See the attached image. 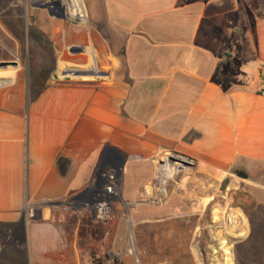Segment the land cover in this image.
<instances>
[{
    "label": "crops",
    "instance_id": "1",
    "mask_svg": "<svg viewBox=\"0 0 264 264\" xmlns=\"http://www.w3.org/2000/svg\"><path fill=\"white\" fill-rule=\"evenodd\" d=\"M86 3L89 36L110 70L105 80L43 87L17 62L13 70L0 69V226L22 225L43 258L68 254L75 264H91L85 243L112 255L109 234L102 235V243L79 220L69 235L66 220L60 222L66 213L57 208L89 189L101 164L120 162L115 213L128 218H121L119 230L126 232V225L152 241L117 254L131 264L132 255L144 264H199L191 234L199 227L193 226L190 201L188 219L167 201L155 207L162 208L157 217L134 221L131 212L145 207L146 199L171 200L178 193L162 189L167 180L153 178L154 171L146 177L147 168L153 170L154 162L171 152L190 158L195 168L179 181L186 198L193 189L195 197H205L209 188L220 189L222 182L214 178L233 173V191L246 192L247 203L258 200L255 213H264V0ZM73 4L72 13L81 20L82 6L78 0ZM19 21L29 23V16L0 15V51L16 56L20 45L27 46L29 32L16 29ZM35 23L43 31V18ZM4 39L13 41L14 49ZM4 55L0 52V61ZM60 65L67 76L81 73ZM91 73L103 71L94 66ZM174 216L183 222L164 221ZM141 223L147 226L137 230ZM172 230L179 233L174 244L170 237H150Z\"/></svg>",
    "mask_w": 264,
    "mask_h": 264
},
{
    "label": "rangeland",
    "instance_id": "2",
    "mask_svg": "<svg viewBox=\"0 0 264 264\" xmlns=\"http://www.w3.org/2000/svg\"><path fill=\"white\" fill-rule=\"evenodd\" d=\"M78 1L83 10L81 20L76 13H72L74 0H0V15L7 16L14 12L22 16H29V23L21 21L16 23L17 30H21V32L27 30L29 32L27 46L20 45V50L16 49V56L10 55L8 51H0L8 54L4 55L7 57L5 61L17 62L18 65H23L27 78L32 83L40 84L39 86L43 85V87L51 82H66L67 80L73 82H98L105 80L110 70L103 65L98 48H96L97 46L94 43L95 40L93 41L89 36L90 32L93 31L92 24L89 21V8L86 0ZM40 18H43V31H40L38 24L35 23V20H40ZM4 43L10 49H14L13 41L4 39ZM61 62L65 63V67L79 70L81 73L79 75L75 73L73 77L67 76L66 68H61ZM232 62L234 63V61ZM94 66L103 71L101 76H95L91 73V68ZM15 67L10 64L7 69L13 70ZM56 75L58 79L55 78ZM2 76L4 75L1 74L0 77L2 78ZM172 158L176 161L189 162L192 165L191 161L182 156L171 152L164 153L154 162L153 170L151 167L147 168L146 177L151 178L154 171L153 178H160V171L165 166L170 165L175 171L170 177L171 181L166 179V183L160 184L162 189L177 191L178 193H175L171 200L157 198L144 200L145 207L139 208V211H137L138 208L136 206L132 208V220L137 221L147 217L160 216L157 213H160L162 208L158 209L155 207L163 205L165 201L170 202L176 213L178 212V216L183 217L182 214L185 212V218L188 219L187 202L190 201L193 226L199 227V229L193 230L191 233L194 251L198 256L199 264H264V213L260 209L258 213H255L257 211L256 206L261 205L258 204V200H250L247 203L246 192L233 191L235 189L232 188V175L236 177L233 173L226 179L225 177L218 178V176L214 178L222 182L220 189L209 188L205 197L200 198L199 193V197H195V190L193 189V196L186 198L184 195L185 188L179 181L184 178L185 174L194 173L195 168L174 162ZM118 165L120 167L121 163L118 162ZM102 166L101 164L100 168ZM128 187L129 184L127 185V190ZM115 206L116 202L113 205L112 215L106 221L96 220L94 215L88 210L74 211L65 208L64 205L57 208V211L62 210L66 213H64L65 218L62 217L60 222L62 223V220H66L69 225V235H71L73 226L79 220L91 226L97 234V239L102 243L104 242L102 235L104 236L105 233L110 235L111 241L109 242L115 248L112 251V255H109L107 251H101L97 243H85L82 245L89 255L93 254L91 264H105L111 259H114L118 264H131L127 263L125 258L117 254V252L124 253V251H129L133 244H140L142 241H152L151 239H142V237L135 235L126 225L125 229L127 231L125 232L122 229L120 231L121 218L126 221L128 214L125 217L122 214L123 211L120 215L115 213L117 210ZM153 210H155L154 213L156 215L151 214ZM182 219L174 216L164 221L170 220L169 222L178 224L180 221L183 222ZM103 222H109L110 225L102 230L97 225ZM143 226H147V224L141 223L137 230ZM183 235L187 240L190 239L187 231ZM178 236L177 230H172L171 232L159 231L150 234V237L160 238L161 240L169 237V239L173 238L171 240L173 244L176 243ZM109 242L106 241L105 244L107 245ZM130 258L134 261L133 264H144L136 261L134 255L130 256ZM0 264L75 263L68 254L66 257L54 254L43 258V252H36L28 233L22 225L15 230H7L1 225Z\"/></svg>",
    "mask_w": 264,
    "mask_h": 264
},
{
    "label": "built area",
    "instance_id": "3",
    "mask_svg": "<svg viewBox=\"0 0 264 264\" xmlns=\"http://www.w3.org/2000/svg\"><path fill=\"white\" fill-rule=\"evenodd\" d=\"M260 79V93L264 94V67L261 69ZM102 165L101 168L99 167L95 182L89 189L64 200L60 206L64 205L65 208L74 211L88 210L96 220H108L112 215L114 203L121 197L119 189L121 166L119 167L118 162ZM105 264L118 263L111 259Z\"/></svg>",
    "mask_w": 264,
    "mask_h": 264
},
{
    "label": "water",
    "instance_id": "4",
    "mask_svg": "<svg viewBox=\"0 0 264 264\" xmlns=\"http://www.w3.org/2000/svg\"><path fill=\"white\" fill-rule=\"evenodd\" d=\"M10 64H12V65H14V66H17V63H16V62H7V61H3V62H0V69L7 68ZM55 78L58 79V76L56 75ZM182 157H184V156H182ZM184 158H185V157H184ZM185 159L191 161L190 158H185ZM172 161H174V162H178L179 164H183V165L188 166V167H191V164H190L189 162L176 161V160H173V158H172ZM238 175H239L240 177L246 179V178H245V177H246L245 172H240V174H238Z\"/></svg>",
    "mask_w": 264,
    "mask_h": 264
},
{
    "label": "bare ground",
    "instance_id": "5",
    "mask_svg": "<svg viewBox=\"0 0 264 264\" xmlns=\"http://www.w3.org/2000/svg\"><path fill=\"white\" fill-rule=\"evenodd\" d=\"M160 179L165 180L167 178H170L173 173H175L174 169L170 167V165L165 166L160 171ZM175 176V175H174ZM173 177V176H172ZM171 179V178H170Z\"/></svg>",
    "mask_w": 264,
    "mask_h": 264
}]
</instances>
